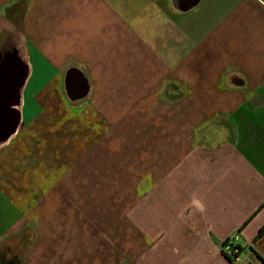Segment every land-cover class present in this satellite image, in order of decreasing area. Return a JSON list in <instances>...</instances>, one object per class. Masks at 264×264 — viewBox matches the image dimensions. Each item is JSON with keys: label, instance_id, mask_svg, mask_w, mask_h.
<instances>
[{"label": "crops", "instance_id": "crops-1", "mask_svg": "<svg viewBox=\"0 0 264 264\" xmlns=\"http://www.w3.org/2000/svg\"><path fill=\"white\" fill-rule=\"evenodd\" d=\"M0 92V264H264V0H0Z\"/></svg>", "mask_w": 264, "mask_h": 264}, {"label": "built area", "instance_id": "built-area-1", "mask_svg": "<svg viewBox=\"0 0 264 264\" xmlns=\"http://www.w3.org/2000/svg\"><path fill=\"white\" fill-rule=\"evenodd\" d=\"M241 247L238 244L237 236H233L227 239L223 244L224 255L230 258L232 261H236L239 257Z\"/></svg>", "mask_w": 264, "mask_h": 264}, {"label": "trees", "instance_id": "trees-1", "mask_svg": "<svg viewBox=\"0 0 264 264\" xmlns=\"http://www.w3.org/2000/svg\"><path fill=\"white\" fill-rule=\"evenodd\" d=\"M263 207H264V205H262V206L259 208V210L256 211V212L254 213V215H253L249 220H247V221L245 222L244 226H243L242 228H240L239 231H242V230L244 229V227H245L250 221L253 220V218L256 216V214H257V213H258ZM263 234H264V228H262V230L260 231V234H259V236H257V238L261 237ZM241 251H242V248H241ZM241 251H240V253H241ZM226 257H227V256H226ZM228 259H230V258H228ZM230 260H231V259H230Z\"/></svg>", "mask_w": 264, "mask_h": 264}, {"label": "water", "instance_id": "water-1", "mask_svg": "<svg viewBox=\"0 0 264 264\" xmlns=\"http://www.w3.org/2000/svg\"><path fill=\"white\" fill-rule=\"evenodd\" d=\"M5 94H6V93H2V95H1V92H0V104L3 103V100H4V99H6V98H5Z\"/></svg>", "mask_w": 264, "mask_h": 264}, {"label": "rangeland", "instance_id": "rangeland-1", "mask_svg": "<svg viewBox=\"0 0 264 264\" xmlns=\"http://www.w3.org/2000/svg\"><path fill=\"white\" fill-rule=\"evenodd\" d=\"M222 249H223V247H222ZM224 253V252H223ZM240 255V254H239Z\"/></svg>", "mask_w": 264, "mask_h": 264}]
</instances>
